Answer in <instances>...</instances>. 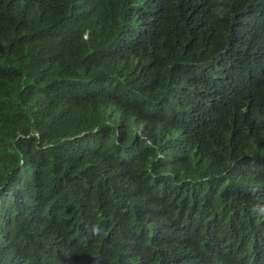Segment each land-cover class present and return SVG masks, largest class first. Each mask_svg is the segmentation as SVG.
<instances>
[{"label": "trees", "instance_id": "obj_1", "mask_svg": "<svg viewBox=\"0 0 264 264\" xmlns=\"http://www.w3.org/2000/svg\"><path fill=\"white\" fill-rule=\"evenodd\" d=\"M0 264H264V0H0Z\"/></svg>", "mask_w": 264, "mask_h": 264}]
</instances>
